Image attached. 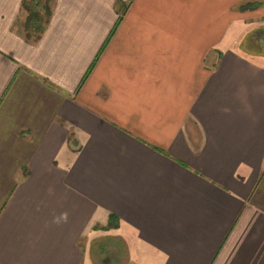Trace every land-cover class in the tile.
Segmentation results:
<instances>
[{
    "label": "crops",
    "instance_id": "obj_1",
    "mask_svg": "<svg viewBox=\"0 0 264 264\" xmlns=\"http://www.w3.org/2000/svg\"><path fill=\"white\" fill-rule=\"evenodd\" d=\"M21 1L0 264H264V0H51L35 43Z\"/></svg>",
    "mask_w": 264,
    "mask_h": 264
},
{
    "label": "trees",
    "instance_id": "obj_2",
    "mask_svg": "<svg viewBox=\"0 0 264 264\" xmlns=\"http://www.w3.org/2000/svg\"><path fill=\"white\" fill-rule=\"evenodd\" d=\"M22 0L20 7V15H24V22L21 30L24 40L35 43L46 29L51 16V0ZM18 26V23H17ZM69 140L75 142L73 136L70 135Z\"/></svg>",
    "mask_w": 264,
    "mask_h": 264
},
{
    "label": "rangeland",
    "instance_id": "obj_3",
    "mask_svg": "<svg viewBox=\"0 0 264 264\" xmlns=\"http://www.w3.org/2000/svg\"><path fill=\"white\" fill-rule=\"evenodd\" d=\"M42 1L44 2V0H41L40 2H42ZM24 17H25V16L22 15V18L20 19V21H19V23H18L19 28H20L21 30H23L21 26H23ZM71 146H72V144H71ZM74 146H75V144H74ZM76 146H77V143H76Z\"/></svg>",
    "mask_w": 264,
    "mask_h": 264
}]
</instances>
